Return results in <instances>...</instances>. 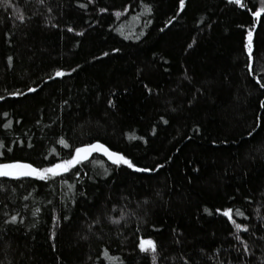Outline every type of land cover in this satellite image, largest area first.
Instances as JSON below:
<instances>
[{
  "label": "trees",
  "instance_id": "trees-1",
  "mask_svg": "<svg viewBox=\"0 0 264 264\" xmlns=\"http://www.w3.org/2000/svg\"><path fill=\"white\" fill-rule=\"evenodd\" d=\"M261 9L0 2V164L134 165L0 177V264H264Z\"/></svg>",
  "mask_w": 264,
  "mask_h": 264
},
{
  "label": "snow or ice",
  "instance_id": "snow-or-ice-1",
  "mask_svg": "<svg viewBox=\"0 0 264 264\" xmlns=\"http://www.w3.org/2000/svg\"><path fill=\"white\" fill-rule=\"evenodd\" d=\"M0 2H3V0H0ZM7 2L10 3L11 0H7ZM41 2H43V0H41ZM233 2H235L237 4H241V0H233ZM180 7L182 10L184 7V0H180ZM146 11H150V9H146ZM262 12H264V9H261V11H257L256 13H254V15L257 18H259L261 16ZM19 19L23 20V16L20 15ZM252 35H253V32L249 31L248 32L247 47H248V52H249L250 56L252 53ZM62 75H64V73H62V72L56 73V76H62ZM262 86H264V85H262ZM35 90L36 89H29V91H35ZM6 126H10V124L6 125ZM131 138L135 139L134 136ZM60 143L65 144V141L63 139H61ZM0 146H2V145H0ZM65 146H67V145H65ZM97 151H103L105 153V155H107L109 157V159H111L112 162L115 164L123 163V164H126L130 168L134 167L132 162L130 160L126 159L124 156L110 152L107 148H104L103 145L93 144V145H90L88 147L77 148L76 154L72 159L66 160L63 163L56 164V165L49 167V168H44L42 170L37 169L30 164H22V163L0 164V177L20 178V177H26V176H35L39 179H46V178L55 177V176L61 175L62 173L68 172L72 167H75L77 164H80L83 160H87L89 158V156L91 155V153L97 152ZM136 170L141 171L142 169L137 168ZM236 214L237 215H243L240 212H237ZM223 215L228 216L229 219H231L232 218V210L229 209V210L225 211L223 213ZM16 219L17 218L15 216H13L11 218V222H15ZM233 223H235V221H233ZM236 227L239 230L241 226L239 224H237ZM244 230L246 231V229H244ZM141 249L144 251L151 250V251L155 252L156 246H155L153 241L145 240V241H141ZM105 256L111 261H115V259H116L114 257H108L107 252H105ZM153 259L155 260V257H153Z\"/></svg>",
  "mask_w": 264,
  "mask_h": 264
},
{
  "label": "water",
  "instance_id": "water-1",
  "mask_svg": "<svg viewBox=\"0 0 264 264\" xmlns=\"http://www.w3.org/2000/svg\"><path fill=\"white\" fill-rule=\"evenodd\" d=\"M96 144H99V143H96ZM100 145H102V144H100ZM104 146V145H103ZM88 147V146H87ZM104 148H106L105 146H104ZM110 151V150H109ZM98 153H101V154H103V155H105V153L103 152V151H97ZM111 152V151H110ZM93 153H96V152H93ZM93 153H91V155L93 154ZM90 155V156H91ZM89 156V157H90ZM108 159H109V157L107 156V155H105ZM109 160H111V159H109ZM112 161V160H111ZM19 163H22V164H30V163H27V162H19ZM30 165H32V164H30ZM33 166V165H32ZM33 167H35V166H33ZM36 168V167H35ZM29 177H35V176H26V177H20V178H29Z\"/></svg>",
  "mask_w": 264,
  "mask_h": 264
}]
</instances>
